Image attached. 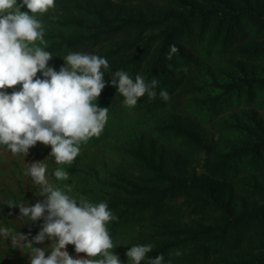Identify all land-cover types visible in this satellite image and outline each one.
Wrapping results in <instances>:
<instances>
[{
  "label": "rangeland",
  "instance_id": "374dc122",
  "mask_svg": "<svg viewBox=\"0 0 264 264\" xmlns=\"http://www.w3.org/2000/svg\"><path fill=\"white\" fill-rule=\"evenodd\" d=\"M169 8H176L171 0H56L55 8L36 14L44 26L45 37L43 44L35 43L45 49L61 36L91 32L86 28L62 25L59 21L64 18H79L86 24H93L98 12L149 17L160 15ZM21 10L30 11L26 6ZM200 25V21L193 22L190 32L181 36L178 43L186 55L175 53L171 59L173 64L169 66L170 77L159 79L158 88L166 89L171 99L165 102L157 96L148 103L144 96L134 108H128L116 86L111 84L112 96L104 106L109 107L105 128L100 136L81 144L80 153L71 165H56L52 158H47L51 146L42 142L30 147L25 158L0 146V227L8 230L0 236V264H30V254L25 252L27 247L24 250L13 248L11 237L18 238L22 232L31 240L40 231L43 218L25 223L26 218L20 217L18 206L9 215L5 207L43 200L31 178L23 174V169L25 162L45 158L50 169L64 167L69 173L68 180L53 178V183L61 187L71 184L72 195H83L98 203L125 194V185L119 177L140 183L149 179L150 174L143 171L128 152L130 148H142L153 152L155 159L173 175H181L198 184L211 182L219 186L222 201L233 212L231 217L240 210L264 213V152L257 158H242L230 167L226 177L212 176L207 169L211 151H228L241 144L255 143L263 136L264 84L251 91L244 88L227 95L218 107L206 101L208 97L222 93L215 82L224 84L244 76L264 79V30H257L258 25L243 18L237 32L227 38L226 29L218 33L211 24L202 33ZM152 32L151 29L133 27L73 48L64 47L53 54L49 64L59 70L65 63L62 55L73 51L99 54L111 61L106 55L109 50L119 45L130 46L129 41L139 35L147 38ZM156 44L151 42L150 52L138 62L136 74H145ZM141 45L142 41L137 42L132 50ZM130 71L126 70L131 76L133 72ZM169 124L189 127L199 135L202 143L164 130L163 127ZM228 216L223 207L209 204L202 191L184 189L161 207L140 214L131 213L124 220L110 221L108 229L116 244H124L114 249L123 264H128L126 253L132 245L150 244L154 226L164 220L191 230L214 228L206 239L178 248L182 255H171L177 249L171 251L165 259H171L172 264H264V228L256 224L233 228ZM226 228L230 229L225 231ZM47 244L51 241L37 246ZM73 248L74 245H67V250L74 256L86 255L76 253ZM49 252L50 249L46 255Z\"/></svg>",
  "mask_w": 264,
  "mask_h": 264
},
{
  "label": "clouds",
  "instance_id": "9594fccd",
  "mask_svg": "<svg viewBox=\"0 0 264 264\" xmlns=\"http://www.w3.org/2000/svg\"><path fill=\"white\" fill-rule=\"evenodd\" d=\"M55 4L56 0H0V146L25 158L30 147L42 142L51 146L47 158L56 165H71L81 144L100 136L109 119V107L97 103L108 83L106 73L128 108L145 95L150 100L159 96L165 102L171 97L166 89L157 92L159 80L146 81L139 73L133 79L123 69L113 72L108 59L99 54L73 51L62 55L65 63L59 70L50 65L53 54L35 43L43 44L45 37L36 14L48 12ZM24 6L30 11H22ZM178 51L177 45H170L167 59ZM47 158L25 162L23 169L43 200L9 204L19 207L25 223L43 218L42 226L31 240L22 232L18 238L12 236L13 248L26 246L30 264H123L114 249L124 244H116L108 229V223L118 217L107 201L74 196L71 184L53 183V178L68 180L69 173L64 167L50 169L44 162ZM7 231L0 227V236ZM46 240L51 244L37 246ZM68 244L86 255L74 256ZM152 250L151 244L132 245L126 253L128 264H172L163 253L149 256ZM171 255L182 253L177 249Z\"/></svg>",
  "mask_w": 264,
  "mask_h": 264
},
{
  "label": "trees",
  "instance_id": "16d2710c",
  "mask_svg": "<svg viewBox=\"0 0 264 264\" xmlns=\"http://www.w3.org/2000/svg\"><path fill=\"white\" fill-rule=\"evenodd\" d=\"M176 8H169L160 15L155 16H120L107 15L98 12L93 24H86L83 19L64 18L59 22L65 26L86 28L91 32L89 34L72 33L67 36H61L59 41L53 42L45 50L52 54L60 52L64 47L73 48L78 45L95 41L102 37L119 34L122 30L141 27L143 30L151 29L154 32L150 36L137 38L129 41L132 45H119L118 48L109 50L106 55L111 58L110 68L114 72L119 69L133 72L131 77L134 79L137 72L138 62L146 52H150V45L156 44L152 60L148 65L143 77L146 81L157 79L164 76L170 77L169 66L173 64L167 59V53L170 45L175 44L181 55H186L184 48L178 43L183 34L190 32L193 22L200 21L202 33L207 27L214 24L216 32L226 29V37L229 38L237 32L240 21L243 18L250 19L257 26V30H264V0H171ZM157 30V32H155ZM240 30V28H239ZM142 41V45L135 48L137 42ZM126 55L120 56L119 55ZM108 81L102 90L97 103L104 107L110 100L111 79L110 75L105 76ZM264 84V79L253 76H244L233 81L215 85L222 89V93L207 98V103L214 107L220 106L225 96L241 91L247 88L251 91L255 86ZM20 87V85L18 86ZM17 87V88H18ZM16 88V87H15ZM9 92L13 90L8 88ZM157 90H160L157 87ZM146 102H152L145 95ZM178 136L184 137L191 142L202 143L199 135L187 126L179 124H169L163 127ZM129 154L139 163L142 170L149 173L150 177L145 182L119 177L125 185V194L107 201L109 207L118 217L117 221L126 219L131 213H144L148 210H154L161 207L170 197L178 194L184 189L200 190L207 197V202L217 207H223L227 215L229 224L233 228L244 224H256L264 228V213L255 210H240L233 212L222 201L219 186L207 183H194L181 175L171 174L162 162L155 159L153 152H147L142 148H130ZM264 152V134L255 143H245L231 148L228 151H211V159L207 163V169L212 176L226 177L230 167L237 164L247 156L257 158ZM7 215L14 210L15 206H6ZM230 228H226L227 231ZM214 232L212 227H201L199 229H187L174 222L164 220L154 226L150 244L152 252L149 256H156L163 253L165 258L173 250L181 248L188 243H196L201 239H206ZM74 250V248L72 249ZM141 264H145L144 261Z\"/></svg>",
  "mask_w": 264,
  "mask_h": 264
}]
</instances>
